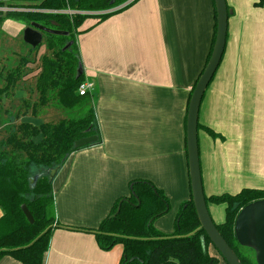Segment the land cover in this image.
Wrapping results in <instances>:
<instances>
[{
	"label": "crops",
	"instance_id": "1",
	"mask_svg": "<svg viewBox=\"0 0 264 264\" xmlns=\"http://www.w3.org/2000/svg\"><path fill=\"white\" fill-rule=\"evenodd\" d=\"M241 1L239 11L231 5L225 54L201 105L199 123L219 135L199 132L207 197L227 188L264 191V8ZM214 29L213 0H140L83 24L77 43L84 82L94 86L101 143L74 153L55 177L67 174L54 192L60 227L43 264H120L122 246L105 252L94 235L71 230L97 229L130 195L132 181H151L172 202L191 198L188 105ZM180 175L184 194L173 183ZM210 206L215 224H223L226 206L225 215ZM163 220L156 223L161 232ZM209 252L226 264L213 246ZM0 264L22 263L4 257Z\"/></svg>",
	"mask_w": 264,
	"mask_h": 264
},
{
	"label": "trees",
	"instance_id": "2",
	"mask_svg": "<svg viewBox=\"0 0 264 264\" xmlns=\"http://www.w3.org/2000/svg\"><path fill=\"white\" fill-rule=\"evenodd\" d=\"M139 1L0 0V9L12 7L31 10L6 13L0 11V28L6 21L16 19L28 26L37 23L49 29L69 33L68 37L45 35L48 54L41 58L40 72L36 75L34 84L28 85L29 96L22 99L16 109L10 103L15 100L19 91L24 90L22 83L32 73L28 66L35 61L24 57L15 65L0 68V113L11 118L0 129V260L11 257L22 264L44 263L52 233L60 227L56 225V202L53 183L50 182L51 172L58 167L62 168L74 153L91 147L76 148L77 141L98 136L97 144L101 143L94 96L92 93L85 96L79 93L85 77L83 74L77 78L82 66L76 42V36L81 34L78 30L90 18L99 22L106 21ZM253 1L256 8H264V0ZM228 8L231 9L229 6ZM81 12L105 14L86 16ZM216 19L215 10L211 50L193 90L212 55L217 33ZM70 43L72 46L64 51ZM21 44L33 53L41 47L32 49L24 41ZM49 107L66 116L42 122L38 126L25 121L29 116L40 118ZM200 131L206 132L213 139L219 138L214 131L199 123ZM33 169L36 173L32 174ZM37 175L40 178L35 189H31L30 179ZM129 186L130 195L116 201L110 214L97 229L71 231L94 235L100 249L105 252L118 245L122 246L120 264H219V258L209 252L213 245L206 233H195L200 228V221L192 192L190 200L180 207L174 232L166 235L155 227L156 221L166 216L171 209L165 192L146 180L132 181ZM262 200L264 191L254 189H244L236 195L206 196L208 206H226L225 222L215 225L243 264L257 263L254 251L240 246L236 240V218L242 209ZM24 205L32 214L34 225L25 217L22 211ZM218 255L220 256L219 253Z\"/></svg>",
	"mask_w": 264,
	"mask_h": 264
},
{
	"label": "water",
	"instance_id": "3",
	"mask_svg": "<svg viewBox=\"0 0 264 264\" xmlns=\"http://www.w3.org/2000/svg\"><path fill=\"white\" fill-rule=\"evenodd\" d=\"M213 1L217 15L216 40L211 58L191 95L186 125V145L191 192L194 207L200 221V228L195 233L204 231L210 239L213 247L227 264H243L216 228L206 202L202 176L199 144L201 105L223 60L227 47L229 18L233 15V11L228 8L227 0ZM44 34L61 37L69 36V33L67 32L49 29L40 24L33 23L24 29L23 41L32 49H37L43 44ZM71 46L72 43L67 45L64 48V51L68 50ZM83 74V66H80L77 78H80ZM98 142V136H91L77 141L75 147L80 149L86 146H93ZM60 170L61 167H58L51 172L50 182L54 181ZM39 178L40 175H37L30 179L31 189H35ZM119 210L117 214L119 213ZM22 211L29 223L34 225L35 220L27 206H22ZM234 232L238 244L242 247L253 250L256 257V263L264 264V200L252 203L240 211L236 218Z\"/></svg>",
	"mask_w": 264,
	"mask_h": 264
},
{
	"label": "rangeland",
	"instance_id": "4",
	"mask_svg": "<svg viewBox=\"0 0 264 264\" xmlns=\"http://www.w3.org/2000/svg\"><path fill=\"white\" fill-rule=\"evenodd\" d=\"M227 3H228L229 7H231V5H232V7L237 8L236 10H238V7H236L235 4H237L238 6L242 5L241 0H227ZM6 5H8V4L6 3ZM240 8H243V7H240ZM15 10L20 11V12L31 11V10H28L25 8L24 9H22V8L15 9L12 7L11 8L5 7V8L0 9V11L3 13L11 12V11L13 12ZM65 13L74 14L73 12H65ZM81 14L86 15V16H101V15L105 14V12H89V13L88 12H81ZM92 19L94 20L95 18H90L88 20H92ZM27 27H29V26L25 22H22V21L16 20V19H10V20L6 21L2 25V27L0 28V68L2 66L9 67V66L15 65V64H17L19 59H22L24 57L28 58L31 61H35L34 63H32L28 66V68L32 71V73L29 74V76L22 83V87H24V90L19 91L15 96V100L11 101V103H10L12 105V107H14L15 109H16V107H18L20 105V101L22 99H25L29 96V94L27 93L28 85L32 84V83L34 84L35 77L40 72L41 58L48 54V48L45 44V42H46L45 40H46L47 36L44 37L43 44L35 53L30 51V49L28 47H26V46L24 47L21 44V42L23 41V31ZM78 31H79V33H82V27ZM79 35H81V34H79ZM79 35L76 36V42L78 41ZM77 45H78V43H77ZM63 116L65 117L66 115L62 112H59V111L49 107L42 114V116L40 118H34L32 116H29V118H26L25 121L29 122L35 126H38L42 122H46V121L53 120V119L58 120ZM10 120H11V118L6 117V115H4V113H0V129H1V126H3V124H6ZM67 162H68V160H67ZM33 173H36L34 169H33L32 174ZM66 175L65 174L63 175V170H62L58 179L56 181L52 182L54 192L57 193L56 189H58V186L60 187V184L64 182ZM182 180H183V177H182V175H180L177 178L173 179V183H174V187L176 186L177 188H179V191L181 190V192L184 194V188H183V181ZM55 182H57V184H58L56 187H54L56 184ZM65 188H66V186L61 187L60 191L61 190L63 191ZM234 190L227 188L226 190L221 191L219 195H223L224 193L229 194V195H236V193H230V192H236ZM129 192H130V186H129ZM180 196H182V195H178V197H176L175 200H173V202L168 197L169 202H170V208H171L170 212L166 216L159 219V220H161L164 218V220H163L164 227L163 228L165 231L162 232L163 234L170 235L174 232L176 217L180 211V207L183 203L189 201V199H190L189 197H187V198L185 197L186 199H183ZM55 202H56V217H57L58 207H57L56 196H55ZM210 207H211V210H213V211L216 209L220 210V213H222V215L225 212L224 211L225 206H219L218 207V205H212ZM172 217H173V220L171 221ZM159 220H157V221H159ZM157 221H156V223H157ZM156 223H155V227H156ZM165 225H168L167 227H169V228L165 229ZM24 233H25V231H23V234ZM118 246H120V245H118ZM219 264H220V262H219Z\"/></svg>",
	"mask_w": 264,
	"mask_h": 264
},
{
	"label": "built area",
	"instance_id": "5",
	"mask_svg": "<svg viewBox=\"0 0 264 264\" xmlns=\"http://www.w3.org/2000/svg\"><path fill=\"white\" fill-rule=\"evenodd\" d=\"M94 86L90 83L84 82L80 88H79V93L81 96H85L87 94H91L93 92Z\"/></svg>",
	"mask_w": 264,
	"mask_h": 264
},
{
	"label": "flooded vegetation",
	"instance_id": "6",
	"mask_svg": "<svg viewBox=\"0 0 264 264\" xmlns=\"http://www.w3.org/2000/svg\"><path fill=\"white\" fill-rule=\"evenodd\" d=\"M45 35H46V34H44V37H45ZM44 37H43V39H44Z\"/></svg>",
	"mask_w": 264,
	"mask_h": 264
}]
</instances>
